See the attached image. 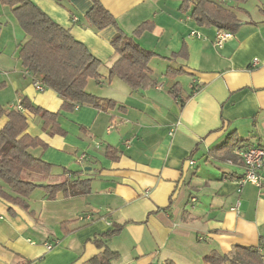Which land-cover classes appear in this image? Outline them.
<instances>
[{"label": "crops", "instance_id": "obj_1", "mask_svg": "<svg viewBox=\"0 0 264 264\" xmlns=\"http://www.w3.org/2000/svg\"><path fill=\"white\" fill-rule=\"evenodd\" d=\"M31 1L102 61L101 81L90 79L87 89L117 104L61 109V95L39 90L40 80L22 66L28 36L0 3V106L11 111L26 101V133L45 143L30 151L54 166L43 184L90 183L87 194L55 199L37 189L33 213L0 198V264H204L213 250L229 254L235 246L264 254V185L240 181L241 152L264 148V0H225L242 25L223 46L215 44L217 29L199 26L181 0H99L125 33L154 23L134 40L158 54L149 65L156 86L137 90L107 80L119 57L112 46L118 28L89 25L92 0ZM184 45L187 58H172ZM170 65L183 72L167 74ZM176 83L187 99L182 108L170 92ZM37 107L59 112L65 134L45 130ZM8 120L2 115L0 128ZM232 132L245 141L218 150ZM116 227L103 246L95 242Z\"/></svg>", "mask_w": 264, "mask_h": 264}, {"label": "trees", "instance_id": "obj_2", "mask_svg": "<svg viewBox=\"0 0 264 264\" xmlns=\"http://www.w3.org/2000/svg\"><path fill=\"white\" fill-rule=\"evenodd\" d=\"M56 1L63 5L70 0ZM92 1L93 6L86 14L89 25L96 30H103L109 26L118 28L112 39V46L119 57L109 68L107 80L118 78L133 90L156 86V81L150 75L149 65L158 54L134 40V36L152 30L154 23L143 22L133 35H130L119 28L114 15L99 0ZM181 1V9L191 10V16L199 26L215 27L234 33L242 25L235 8L227 6L225 0ZM232 1L242 3L246 0ZM0 3L10 7L28 36V40L20 46L19 59L22 66L44 86L61 95L63 98L61 109L71 111L78 104H87L95 108H110L117 104L114 99H103L88 91L87 85L90 79L96 82L102 79L100 72L102 61L68 29L54 21L31 0H0ZM187 55V46L184 45L181 51L173 53L172 58H187ZM170 72L182 73L183 69L170 65L167 74ZM170 92L177 95L182 108L187 99L179 97L178 83ZM21 106L27 108L25 100L21 102ZM35 110L42 114L45 130L52 135L65 134L58 122L59 112H50L41 107ZM5 113L9 120L0 128V198L33 213L29 198L39 188L47 192L48 199H55L59 192H63L65 196L90 192L89 181L81 179L46 183L40 186L43 179L52 174L54 166L35 157L30 149L45 143L40 138L26 133L27 117L23 110L6 111L0 106V117ZM244 141L236 132H232L217 149L230 151ZM111 151L112 149H107V153ZM25 172L39 175L40 178L35 181L27 180L23 176ZM120 230L121 227H116L114 230L106 231L98 235L95 242L103 246L106 238L119 233ZM93 264L100 263L94 259ZM204 264H264V254L257 247L235 246L229 254L213 250L204 257Z\"/></svg>", "mask_w": 264, "mask_h": 264}, {"label": "built area", "instance_id": "obj_3", "mask_svg": "<svg viewBox=\"0 0 264 264\" xmlns=\"http://www.w3.org/2000/svg\"><path fill=\"white\" fill-rule=\"evenodd\" d=\"M191 34L201 38L202 34L197 31H191ZM234 37V33L228 30L217 29L215 35V44L217 46H223L226 41ZM35 86L40 90L44 88V85L40 82L35 83ZM23 107L19 105L18 109ZM244 164H245V174L240 179L242 183L251 182L258 186L264 185V148L258 146H250L241 152ZM194 161H190L193 164ZM1 218V217H0ZM54 243H48L47 247L49 249L54 247Z\"/></svg>", "mask_w": 264, "mask_h": 264}, {"label": "rangeland", "instance_id": "obj_4", "mask_svg": "<svg viewBox=\"0 0 264 264\" xmlns=\"http://www.w3.org/2000/svg\"><path fill=\"white\" fill-rule=\"evenodd\" d=\"M250 5H249V7L251 8V13L254 16V10L255 9L253 7V3L251 2ZM0 14H1V10H0ZM23 176H24L25 179H27V180H33V181L38 180V178H40L39 175L32 174V173H28V172H25Z\"/></svg>", "mask_w": 264, "mask_h": 264}, {"label": "water", "instance_id": "obj_5", "mask_svg": "<svg viewBox=\"0 0 264 264\" xmlns=\"http://www.w3.org/2000/svg\"><path fill=\"white\" fill-rule=\"evenodd\" d=\"M39 185H40V186H43V183H40Z\"/></svg>", "mask_w": 264, "mask_h": 264}]
</instances>
